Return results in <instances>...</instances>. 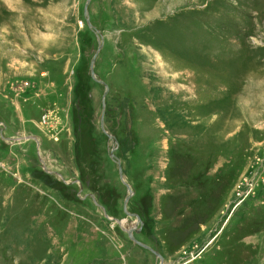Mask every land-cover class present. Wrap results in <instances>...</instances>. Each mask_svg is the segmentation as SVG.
<instances>
[{
  "label": "rangeland",
  "instance_id": "rangeland-1",
  "mask_svg": "<svg viewBox=\"0 0 264 264\" xmlns=\"http://www.w3.org/2000/svg\"><path fill=\"white\" fill-rule=\"evenodd\" d=\"M86 4L0 0V264H264V0Z\"/></svg>",
  "mask_w": 264,
  "mask_h": 264
},
{
  "label": "water",
  "instance_id": "water-1",
  "mask_svg": "<svg viewBox=\"0 0 264 264\" xmlns=\"http://www.w3.org/2000/svg\"><path fill=\"white\" fill-rule=\"evenodd\" d=\"M90 1H91V0H87V4H86V7H85V16H86V17H88V5H89ZM100 47H101V45H100ZM95 60H96V57L93 58V60H92V62H91L90 69H91V77H92L94 80H97V79H96L95 72H94ZM99 82L102 83V84L104 85V87H105V94H104V98H105L106 95H107V93H108L109 88H108V86H107L106 84H104L103 82H101V81H99ZM103 106H105L104 103H103ZM101 125H102V129L104 130V121H103V117H102ZM104 132H105V130H104ZM105 133L107 134V132H105ZM108 137H109L110 139H114V137L111 136V135H109V134H108ZM114 140H115V139H114ZM115 143L117 144V141H116V140H115ZM113 151H115V149H114ZM112 157H114V154H112ZM119 174H120L121 180L124 182V180H123V170H122V166H121L120 163H119ZM126 186H127L128 192H129V196H128V197L126 198V200H125V207H124V208H125V212H127V204H128V202H129V199H130V197L133 195V192H132L131 188L129 187V185L126 184ZM127 214H128V213H127ZM128 216H131V217L134 216V217L136 218V220H137V224H136L135 227H132V228H129V229L123 228V230L128 234L129 238H130L135 244H137L138 246H141V247H143V248H145V249H147V250H150L153 254H155L157 257L160 258V260H161V264H163V257H162L158 252L152 250V249L149 248L147 245H145V244H143V243H141V242H139V241H137V240L135 239L134 233H135V232H139V230H138L136 227H137L138 224H141V220H140V218H139L137 215H131V214H128ZM122 222H123V221H119V220L117 221V223H118L121 227H123V223H122Z\"/></svg>",
  "mask_w": 264,
  "mask_h": 264
},
{
  "label": "built area",
  "instance_id": "built-area-1",
  "mask_svg": "<svg viewBox=\"0 0 264 264\" xmlns=\"http://www.w3.org/2000/svg\"><path fill=\"white\" fill-rule=\"evenodd\" d=\"M48 113L51 115L50 111Z\"/></svg>",
  "mask_w": 264,
  "mask_h": 264
}]
</instances>
